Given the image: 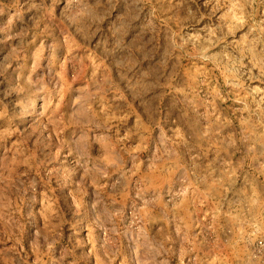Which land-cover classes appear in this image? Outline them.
<instances>
[{
    "label": "rangeland",
    "instance_id": "1",
    "mask_svg": "<svg viewBox=\"0 0 264 264\" xmlns=\"http://www.w3.org/2000/svg\"><path fill=\"white\" fill-rule=\"evenodd\" d=\"M141 78L193 135L194 194L135 180ZM161 209L170 264H264V0H0V264H132L115 229Z\"/></svg>",
    "mask_w": 264,
    "mask_h": 264
},
{
    "label": "crops",
    "instance_id": "2",
    "mask_svg": "<svg viewBox=\"0 0 264 264\" xmlns=\"http://www.w3.org/2000/svg\"><path fill=\"white\" fill-rule=\"evenodd\" d=\"M135 84L140 85L141 90L137 93L132 92V96H128L125 102L127 113L122 117L127 118L130 125L128 133L133 141L130 155L133 157L134 163L139 166V169L135 170L137 174L135 180H140L143 184V188L140 187V189L162 191L165 195L173 188L182 186L190 194L198 192L199 183L197 182L201 183L203 178L200 177L198 181L197 174L203 175L205 182L208 174L199 173L198 169L191 165V162L198 156L197 149L192 144L194 142L193 135L187 133L182 126L167 124V116L161 108L163 96L161 88H153L148 90V94H145V79L141 78L140 82L136 81ZM146 98L149 102H145ZM76 105L78 108L85 106L82 101H78ZM108 105L109 108L115 110L111 116H116L121 104L112 101ZM147 105L151 113L146 111ZM116 117L119 118V116ZM180 129L183 133H179ZM205 172L208 173L207 170ZM107 187L123 190L124 184L123 181L115 182L111 185L108 184ZM89 190L98 192L97 189L91 187ZM137 196L138 199H142L140 195L137 194ZM113 200L118 201L117 199ZM166 205H163L164 208ZM115 210L113 207L109 213L113 220L115 213L119 212ZM160 215L156 220L158 223L151 224V226L145 227V220H143L142 230L137 236L129 230L122 233L115 229L117 243H119V238H123L122 236H125L129 242L128 246L132 250L130 256L132 264H170L169 259L180 252V246L185 242L186 234L178 227L176 221H180L183 215L177 214L179 217H171L166 209H161ZM172 226L174 229L171 230ZM174 236L179 242L174 241Z\"/></svg>",
    "mask_w": 264,
    "mask_h": 264
}]
</instances>
